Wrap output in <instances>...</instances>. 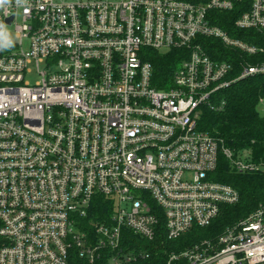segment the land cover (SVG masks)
Returning <instances> with one entry per match:
<instances>
[{"label": "built area", "instance_id": "1", "mask_svg": "<svg viewBox=\"0 0 264 264\" xmlns=\"http://www.w3.org/2000/svg\"><path fill=\"white\" fill-rule=\"evenodd\" d=\"M27 7V12H25ZM241 14L264 33V0H11L0 22V264H131L124 232L177 240L206 228L238 192L214 182L222 154L239 173L264 163L234 156L197 127L199 108L264 64L214 61L201 38L248 56L261 51L214 25ZM7 13V14H6ZM181 50L167 90L152 86L145 51ZM36 78L31 81V78ZM110 204L102 219L94 198ZM141 256V255H140ZM162 264H264V206Z\"/></svg>", "mask_w": 264, "mask_h": 264}, {"label": "trees", "instance_id": "2", "mask_svg": "<svg viewBox=\"0 0 264 264\" xmlns=\"http://www.w3.org/2000/svg\"><path fill=\"white\" fill-rule=\"evenodd\" d=\"M240 14L239 9L229 13L214 12V25L231 37L261 50L255 55L230 51L215 39H200L203 49L212 60L232 65L230 78L237 76L244 64H264V33L237 30L234 23ZM143 58L152 66V86L158 90H167L172 85L174 73L186 59V52L146 50ZM211 101L213 108H199L198 129L231 150L235 157L264 163V115L259 112L260 107L264 106V76L256 75L235 81L217 92ZM244 154L246 156L242 157ZM209 177L214 182L235 189L239 195L238 203L223 206L218 218L208 227H193L177 240H168L162 228L153 241L140 239L125 231L124 250L137 258L131 264H162L170 253L180 252L203 240H215L227 227L245 218L260 205L264 206V170L239 173L219 154L217 167ZM110 208L104 198L96 196L92 204V215L95 219H102L108 215ZM102 257L96 264H109L108 256ZM73 262L88 264L76 258Z\"/></svg>", "mask_w": 264, "mask_h": 264}, {"label": "clouds", "instance_id": "3", "mask_svg": "<svg viewBox=\"0 0 264 264\" xmlns=\"http://www.w3.org/2000/svg\"><path fill=\"white\" fill-rule=\"evenodd\" d=\"M28 0H16L17 5H26ZM11 0H0V8H3L6 5H9ZM25 12H27V7H25ZM7 14V13H6ZM13 41L10 38V34L8 33L6 26L0 22V50L10 48L12 46Z\"/></svg>", "mask_w": 264, "mask_h": 264}, {"label": "rangeland", "instance_id": "4", "mask_svg": "<svg viewBox=\"0 0 264 264\" xmlns=\"http://www.w3.org/2000/svg\"><path fill=\"white\" fill-rule=\"evenodd\" d=\"M10 38L14 42L13 32H10ZM35 80H36V78H33V77L31 78L32 82ZM259 112L261 115H264V106L263 105L260 107ZM244 156H246V154L242 155V157H244Z\"/></svg>", "mask_w": 264, "mask_h": 264}]
</instances>
